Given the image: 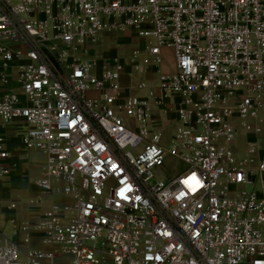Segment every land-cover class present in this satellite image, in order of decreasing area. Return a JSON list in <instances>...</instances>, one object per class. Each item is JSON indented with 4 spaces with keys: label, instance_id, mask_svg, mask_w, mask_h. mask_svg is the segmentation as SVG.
<instances>
[{
    "label": "built area",
    "instance_id": "1",
    "mask_svg": "<svg viewBox=\"0 0 264 264\" xmlns=\"http://www.w3.org/2000/svg\"><path fill=\"white\" fill-rule=\"evenodd\" d=\"M124 30L128 58H88ZM0 83V180L15 122L44 156L28 203L48 202L19 221L0 200V264H264V0H0Z\"/></svg>",
    "mask_w": 264,
    "mask_h": 264
},
{
    "label": "rangeland",
    "instance_id": "2",
    "mask_svg": "<svg viewBox=\"0 0 264 264\" xmlns=\"http://www.w3.org/2000/svg\"><path fill=\"white\" fill-rule=\"evenodd\" d=\"M141 46V40L137 37V35L132 32L131 30H124V31H112V32H102L98 34V38H97V42L91 46V50L92 53L88 56V58H93L94 56L97 57L100 61H102L103 63H106L113 55H116L117 57L121 58V59H126L128 58V56L130 55L132 49L140 47ZM174 65V56H173V52L171 49H165L162 52V60L161 63L159 64V67L161 68V70H168L170 69L172 66ZM126 71L129 72L131 71L130 67L126 68ZM156 75V70L155 68H150L149 73L145 76L146 79H152L154 78V76ZM123 83L124 84H129V81L127 78L123 79ZM172 117V116H171ZM166 119V118H164ZM167 123V122H166ZM170 127L165 128L164 130H162V144L164 145H168V140H169V136L173 133L174 128L172 127L173 124V118H171V120L168 121V123ZM166 124V125H167ZM245 134H243L242 131H240L238 133L237 136V140H236V151H238V157H245L246 153H245V146L246 144V138H245ZM259 140L258 142V147H257V153L258 155L255 157L256 160L260 159V156H264V136L261 137H257ZM12 141H14L12 139ZM12 148L15 149H20L21 147H19L18 142H14L12 145ZM34 150V149H32ZM27 151V150H26ZM260 151V152H259ZM25 158V157H24ZM42 155L41 153L38 152V150L32 151L30 152V156L29 158L27 157L28 161L25 162L24 164V168H28L31 166L30 169V173L27 175V173H25V171H23L24 169H22L23 172H19L17 173L18 175H16L15 181H11V184L9 186L10 189V195L7 197H1L0 199H2V201L4 203H7L10 199H14L16 198V195H19L20 200L18 201L19 203V208L20 209H27L28 213L26 216H20V213L18 211H16V217L17 219H28V220H33L36 219V215L33 214V209H35L32 205H30L28 203V199L31 197H29L28 195H25L22 193L20 185L23 184L25 185H30V187L35 185V173L33 172V167L34 171L36 172L37 170H35L37 168V166L41 163V159H42ZM26 160V158H25ZM256 164H251L252 167H254ZM177 166V167H176ZM182 166L178 165V163H176L174 161V159H168L167 163L165 165V170L168 171L169 174H173L175 172H177L179 169H181ZM20 171V170H19ZM21 173V174H20ZM27 175V176H26ZM260 177L257 176V179H259ZM9 180V179H8ZM6 181V180H5ZM25 185V186H26ZM3 187L7 188V184H5V182L3 183ZM245 191H248L250 189V187L247 185L243 188ZM60 198L59 197H55L54 201L55 202H60ZM0 229L2 230V234L4 237H6L7 239H13V226L10 224H5L4 225V220H0ZM19 239V238H17ZM64 260H67V257L64 258Z\"/></svg>",
    "mask_w": 264,
    "mask_h": 264
},
{
    "label": "crops",
    "instance_id": "3",
    "mask_svg": "<svg viewBox=\"0 0 264 264\" xmlns=\"http://www.w3.org/2000/svg\"><path fill=\"white\" fill-rule=\"evenodd\" d=\"M163 50H165V49H163ZM163 50H162V52H163ZM174 69V65L170 68V69H168V70H161V68H160V70L162 71V72H171L172 70ZM11 73V82L9 83V86L10 87H12L13 86V84H14V82H13V79H14V71H11L10 72ZM128 74L127 75H125L124 77H123V79L124 78H127L128 79V81H129V79H131V80H135L136 79V77H138V76H135L133 73H132V71H129V72H127ZM129 75V76H128ZM8 88V86H3L1 83H0V96L5 92V90ZM24 129V126L22 127V126H17V124L15 123V122H11V123H8V124H5L3 127H2V129H1V133H2V135H4L5 136V138H6V142H7V147H8V149L10 150V152H11V160H12V162H15V167L12 169V173L9 175V176H7V177H5V178H3V179H1L0 180V198L1 197H7V196H9L10 195V189H9V186H10V184H11V181L13 182V181H15V178H16V175H18L17 173H19V172H23V171H25V173H27V175L30 173V169H31V166L30 167H26V168H24V164H25V162H27L28 161V159H27V157L29 158V156H30V152H32V151H35L36 152V150H27L26 151V149H24L21 145H20V140H19V137H20V134H21V131ZM12 139L14 140V141H12ZM14 142H18V144H19V147H21L20 149L18 148V149H15V148H12V145H13V143ZM39 153H41L40 151H38ZM41 155H42V153H41ZM26 158V160H25V158ZM42 159L40 160L41 161V163L37 166V168L35 169V170H37L36 172L34 171V168L35 167H33L32 166V168H33V172L35 173V178H34V180H37L40 176H41V173H42V170H43V166H44V156L42 155ZM22 169H24L23 171H22ZM20 170V171H19ZM21 174V173H20ZM26 175V176H27ZM9 179V180H8ZM6 180V181H5ZM5 182V184H7V188L6 187H3V183ZM26 185V184H25ZM24 184H23V182H22V184L20 185V187H21V189H24V190H22V193L23 194H25V195H28L29 197L31 196V197H33V196H35L36 194H37V192H38V189H37V187H34V186H32V187H30V185H26L25 186ZM30 197V198H31ZM55 197H59L60 198V196H54L53 197V200H54V198ZM20 200V197H19V195H16V198H14V199H10L9 201H12V200H14V201H16L17 202V209H16V211H18L19 213H20V216L22 217H24V216H26L27 215V213H28V211H27V209L25 208V209H20L19 208V203H18V201ZM61 199V198H60ZM1 201H2V199H0ZM47 203L48 202H45V203H43L42 205H40V206H33L35 209H33V214H35L36 215V219H33V220H30V221H34V220H37V219H39L40 217H41V215H42V212L44 211V209L47 207ZM16 213V212H15ZM19 221H24V220H28V219H25V218H23V219H18ZM4 225H5V223H4Z\"/></svg>",
    "mask_w": 264,
    "mask_h": 264
}]
</instances>
